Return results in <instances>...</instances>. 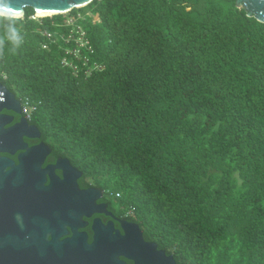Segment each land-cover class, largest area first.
Segmentation results:
<instances>
[{"label": "trees", "instance_id": "1", "mask_svg": "<svg viewBox=\"0 0 264 264\" xmlns=\"http://www.w3.org/2000/svg\"><path fill=\"white\" fill-rule=\"evenodd\" d=\"M68 14L86 64L65 54ZM31 15L17 49L0 19V80L43 135L187 264H264V23L235 0Z\"/></svg>", "mask_w": 264, "mask_h": 264}, {"label": "flooded vegetation", "instance_id": "2", "mask_svg": "<svg viewBox=\"0 0 264 264\" xmlns=\"http://www.w3.org/2000/svg\"><path fill=\"white\" fill-rule=\"evenodd\" d=\"M43 200L59 230L24 234L33 264H187L122 212L110 187L61 153L0 80V226L28 227Z\"/></svg>", "mask_w": 264, "mask_h": 264}, {"label": "water", "instance_id": "3", "mask_svg": "<svg viewBox=\"0 0 264 264\" xmlns=\"http://www.w3.org/2000/svg\"><path fill=\"white\" fill-rule=\"evenodd\" d=\"M92 0H7L11 8H4V12H11L13 15L23 18L25 8L30 7L34 15L44 14L51 16L54 14H64L74 8H81L89 4ZM235 6L243 9L247 16L255 18L257 21L264 23V0H235ZM13 9L22 10L21 12H12ZM11 99H16L14 94L8 92ZM40 209V218L32 221L25 227L21 223L15 222L11 227L0 226V264H33L28 260L24 253L25 237L29 233L30 237L53 233L59 230L57 212L53 206L43 200ZM136 225V224H135ZM138 228V225H136ZM103 231V230H100ZM39 248H44L40 245Z\"/></svg>", "mask_w": 264, "mask_h": 264}, {"label": "built area", "instance_id": "4", "mask_svg": "<svg viewBox=\"0 0 264 264\" xmlns=\"http://www.w3.org/2000/svg\"><path fill=\"white\" fill-rule=\"evenodd\" d=\"M35 16L36 15H31L32 18L39 17V16L38 17H35ZM78 17H81V16H78ZM75 19L76 18L71 15L66 20V23L71 26V29H70V32H68V34L64 36V40L65 42H69L70 40H73L74 46H70V48L66 49L65 54L71 55L72 57L77 58L79 61L82 62V64H86L87 59L82 54L81 48H85L86 50H89L90 52L91 46H90L88 39L86 38L85 31L81 29L79 26L74 27L73 24L75 23ZM42 33L46 35L47 37H51L48 32L42 31ZM74 33H76L77 36ZM63 62H66L65 58H63ZM72 68L76 72V66L73 65ZM93 68H94L93 65L89 66V69H93ZM86 71H85V75L88 74L86 73ZM22 106L24 108L25 115L27 117H30L32 110L35 108V105L28 98H22Z\"/></svg>", "mask_w": 264, "mask_h": 264}, {"label": "clouds", "instance_id": "5", "mask_svg": "<svg viewBox=\"0 0 264 264\" xmlns=\"http://www.w3.org/2000/svg\"><path fill=\"white\" fill-rule=\"evenodd\" d=\"M4 8H11V4L7 2V0H0V19H3L6 23L5 27V35L15 49L19 48L23 43V35L16 21L21 17L13 15L11 12H4ZM19 11L21 12V16L23 15L22 10L13 9L12 12Z\"/></svg>", "mask_w": 264, "mask_h": 264}, {"label": "rangeland", "instance_id": "6", "mask_svg": "<svg viewBox=\"0 0 264 264\" xmlns=\"http://www.w3.org/2000/svg\"><path fill=\"white\" fill-rule=\"evenodd\" d=\"M66 13H67V12H66ZM64 14H65V13H64ZM69 15H71V14H68V16H69ZM35 17H38V15L35 16ZM39 17H41V15H40ZM92 20H93V21H99V16H98L96 13L92 14ZM104 186H105V185H104ZM105 187L108 188V186H105Z\"/></svg>", "mask_w": 264, "mask_h": 264}, {"label": "bare ground", "instance_id": "7", "mask_svg": "<svg viewBox=\"0 0 264 264\" xmlns=\"http://www.w3.org/2000/svg\"><path fill=\"white\" fill-rule=\"evenodd\" d=\"M37 15H38V16H40V15L42 16V15H44V14H37Z\"/></svg>", "mask_w": 264, "mask_h": 264}]
</instances>
